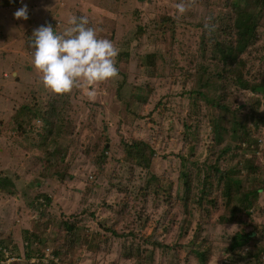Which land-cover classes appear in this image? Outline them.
I'll return each mask as SVG.
<instances>
[{
	"label": "rangeland",
	"instance_id": "1",
	"mask_svg": "<svg viewBox=\"0 0 264 264\" xmlns=\"http://www.w3.org/2000/svg\"><path fill=\"white\" fill-rule=\"evenodd\" d=\"M229 1L233 2L193 0L177 18L175 5L181 0H23L28 19L22 20L14 18L21 0H0V243L6 247H0V264H30L33 259L42 263L49 252L54 259L48 260L55 264H203L186 254V248L180 249L183 244L190 245L200 219L206 221L202 238L211 251L207 264L227 263L224 250L235 227L217 223L222 212L220 199L218 208H209L206 214L196 207L192 211L191 204L185 208L179 200L172 203V199L182 193L178 191L181 155L200 167L215 164L220 171L236 165L241 168L252 156L264 161V119L255 120L258 110L264 115V106L254 105L252 93L238 92L228 78L223 80L225 104L243 113L252 111L247 121L253 130L246 145L223 155L225 143L213 144L210 138L212 124L204 116L205 105H200L196 115L189 103L188 92L195 86L197 73L224 75L223 54L212 45L226 39L216 28L230 23ZM73 16L87 18L88 26L97 31L104 27L98 37L111 40L119 49V77L95 86L94 99L80 88L63 94L65 98L69 95L62 114L64 128L57 140L47 142L50 161L44 163L46 156L34 145L42 123L35 121L37 132L21 133L13 131L10 122L22 107L33 110L36 105L35 113L48 110V100L54 94L44 89L32 66V34L47 22L62 34ZM161 17L172 23L162 22ZM260 24L261 40L244 58L250 54L264 60V19ZM151 53L155 59L147 65L145 57ZM133 97L139 100L127 107ZM17 114L21 118V113ZM25 120L31 121L29 117ZM120 135L127 140L139 138L154 148L149 174L155 179L145 183V170L123 160L119 164ZM101 152L103 172L93 163ZM194 163L190 162L187 170L195 192L201 173ZM115 168L117 177L112 179ZM239 174L238 170L227 175ZM256 177L264 179V168ZM222 178L210 171L209 182L216 193L223 188ZM42 194L51 199L48 211L53 222L42 225L45 234L39 236L44 244L35 241L28 249V239L38 234L37 224H30L38 217L33 199ZM258 203L264 210V195ZM188 213L192 222L183 226L181 221ZM258 214L255 220L264 223V211ZM72 219L79 221L73 242L60 225V221ZM154 243L163 247L155 248ZM147 248L153 250L152 258L147 256ZM2 250L9 252L7 258ZM55 251L59 256H52Z\"/></svg>",
	"mask_w": 264,
	"mask_h": 264
},
{
	"label": "trees",
	"instance_id": "2",
	"mask_svg": "<svg viewBox=\"0 0 264 264\" xmlns=\"http://www.w3.org/2000/svg\"><path fill=\"white\" fill-rule=\"evenodd\" d=\"M228 3L231 10L228 19L230 23H225L223 26L220 24L216 28L218 34L224 35L226 39L222 42L216 41L214 45H212L223 54L222 71L224 75L218 77L216 75L211 76L210 74L204 75L202 73H197L195 86L188 92L190 106L196 115L200 114L199 109L201 104L206 107L207 113L204 116L207 117V122H209V124L211 122L212 124L210 138L213 144L219 145L225 143L224 148L221 150V155L232 148H241V145H246L253 133L247 121L252 111L243 113L238 110V107L232 110L228 109L225 104L223 80L228 78L232 86L238 92L252 93L253 99L256 97L254 101L255 106H264V60L262 57H252L250 54H247L245 58L243 57L246 53H250V48L261 40L260 21L264 19V0H233V2L229 1ZM160 19L162 22L172 23L171 19L168 17H161ZM220 20H222V18H220ZM46 24L51 25L49 22ZM91 27L95 26L92 25ZM103 28L104 27L100 26L97 34H102ZM139 31L141 33L143 30L139 28ZM255 51L256 50H254V52ZM154 59L155 54L151 53L145 57V62L147 65H151ZM68 96L65 98L63 94H54L53 97L48 100V110L42 113L34 112L37 107L35 105L33 106V110L29 107H22L12 116V122H10L13 126L12 130H20L21 133H25L26 131L37 132L33 127L35 121L38 120L42 123V129L37 132L39 141L34 145H36L38 150L42 151V155L46 156L43 160L44 163H49L50 161V158L46 155L48 147V145H46L47 142L50 140H57L62 128H64L62 114L67 106ZM137 100H139L138 97H133L132 100L126 104L127 107L133 105L134 101ZM129 110H131V108ZM210 110L213 113H211ZM18 112L21 113V118L18 116ZM189 112L190 111H188V113ZM259 112L258 110V112L255 113V120H259L260 118L264 119V115H260ZM26 117H29L31 121L33 119L35 120L31 123V121L25 120ZM199 118H201V116ZM109 139H111V137ZM129 140L124 139V137L120 135L119 146L121 155L119 153V164L122 163L123 160L124 163L130 167L136 169L140 168L142 171L145 170L147 172L145 183H148L150 179H155L151 173L149 174L150 167L154 161V148L146 141L139 138ZM251 144L252 141H249L247 146L250 147ZM85 152L87 153L86 150ZM95 153L96 151L94 154ZM189 156H192V153H190ZM180 157L181 171H179L178 180L179 183H181V188L178 189V191H182V193L180 196L177 194L175 200L172 199V203H176L179 200L183 203L185 208L191 204L190 208L192 211L196 207L197 211L206 214L209 208L214 210L218 208L217 199L219 198L222 212L218 216L217 223L221 226L235 227V231L232 236L228 238L224 250L227 260L226 264H264V243L262 242L264 238V223H259L255 220V215L264 211L258 203L260 196L264 195V179L256 177L261 168H264V161H255V157L252 156L250 159H245L242 162L241 168L236 165L224 169V171H220L215 164L203 163V166L200 167L197 163H194V161H190V159L188 160V158L182 155ZM190 162L194 163L193 166H195L197 170L200 169L198 174L201 173L198 180L200 186L199 188L195 187V192L193 191L194 185L192 184V177L187 170ZM93 163L96 168L99 169V172H103V163H105V159L102 152L99 158L94 159ZM238 170L240 174L237 176L227 175L228 172H238ZM115 171L116 168L111 172L110 178L114 179L117 177ZM210 171H214L217 175L223 176L224 178L223 188L220 193H216L217 190L209 182ZM242 172L245 174L243 179L240 177ZM1 179L0 177V180ZM1 186L0 181V188L2 189ZM143 190L145 189L143 188ZM218 194L219 196H217ZM40 199L42 200L41 202ZM33 201L34 204L32 207L36 209L35 211L38 217L32 219L30 224H37L36 229L38 228V234L28 239V249L35 241L44 244L39 236L40 233L45 234V228L42 227V225H48L49 222H53V219L49 218L50 214L48 211L51 199L42 194L37 195ZM36 204H38V206L40 205V208H37ZM189 213L188 216H184V219L181 221L183 226L184 224L188 226L192 222V219L189 218ZM205 222V220L201 219L197 222L196 226L198 229L194 231V239L189 241L190 245L183 244L181 248L178 246L180 249L186 248V254L203 264H207L211 256V251L202 238ZM78 224L79 221L77 219H72V221H60V225L64 227V231L71 236V242H73L74 237H76ZM186 234H188V232H185V235ZM256 236L260 238V240ZM1 246L4 245L0 243V247ZM94 247L95 250L99 249L98 244L94 245ZM154 247L162 248L163 245L161 243H154ZM5 248L4 246L2 249ZM165 248L173 249L169 246H165ZM146 250L150 249L147 248ZM30 254L31 253L28 252L26 257L29 258ZM37 254L39 257L42 255V253ZM34 255L35 254H33L32 258L35 257ZM53 255L59 256V253L55 251L52 252V256ZM147 256L150 258L153 257L152 249ZM1 259L3 258L0 257V261L2 262ZM48 264L55 263H53L52 260H48Z\"/></svg>",
	"mask_w": 264,
	"mask_h": 264
},
{
	"label": "clouds",
	"instance_id": "3",
	"mask_svg": "<svg viewBox=\"0 0 264 264\" xmlns=\"http://www.w3.org/2000/svg\"><path fill=\"white\" fill-rule=\"evenodd\" d=\"M181 0L175 5L177 18L190 7ZM22 7L14 12L15 19H28V6L21 0ZM68 27L57 34L51 25H43L34 30L30 47L32 66L40 75L42 86L53 94L70 93L74 88L83 89L89 99L96 95L95 86L119 77L116 57L119 49L109 39L99 38L97 29L88 26L85 17H71ZM209 29V23H205ZM49 257L42 264H48ZM13 260V259H12ZM30 264H41L33 259Z\"/></svg>",
	"mask_w": 264,
	"mask_h": 264
},
{
	"label": "built area",
	"instance_id": "4",
	"mask_svg": "<svg viewBox=\"0 0 264 264\" xmlns=\"http://www.w3.org/2000/svg\"><path fill=\"white\" fill-rule=\"evenodd\" d=\"M0 250H1V248H0ZM2 251H3L4 256L7 258L8 255H9V252H7V251H5V250H2ZM46 256H47V255H45V257H46ZM8 261H10V259H9Z\"/></svg>",
	"mask_w": 264,
	"mask_h": 264
},
{
	"label": "crops",
	"instance_id": "5",
	"mask_svg": "<svg viewBox=\"0 0 264 264\" xmlns=\"http://www.w3.org/2000/svg\"><path fill=\"white\" fill-rule=\"evenodd\" d=\"M13 76H16V80H19V78L17 77V73L16 72L13 73Z\"/></svg>",
	"mask_w": 264,
	"mask_h": 264
}]
</instances>
